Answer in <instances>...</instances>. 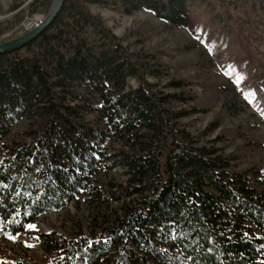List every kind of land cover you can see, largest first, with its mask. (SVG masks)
I'll use <instances>...</instances> for the list:
<instances>
[{
    "label": "trees",
    "instance_id": "16d2710c",
    "mask_svg": "<svg viewBox=\"0 0 264 264\" xmlns=\"http://www.w3.org/2000/svg\"><path fill=\"white\" fill-rule=\"evenodd\" d=\"M51 3L33 0L30 12L45 16ZM89 4L123 14L144 8L191 26L187 0H64L36 38L0 53V236L82 198L96 215L68 236L40 233L42 264H264V191L253 183L262 173L195 145L179 123L193 111L172 106L194 99L184 79L168 82L176 91H160L146 78L160 70L129 51ZM22 20L18 12L0 22V35ZM21 121L22 135L4 140ZM115 166L128 175L126 194L137 197L105 218L97 175Z\"/></svg>",
    "mask_w": 264,
    "mask_h": 264
},
{
    "label": "rangeland",
    "instance_id": "374dc122",
    "mask_svg": "<svg viewBox=\"0 0 264 264\" xmlns=\"http://www.w3.org/2000/svg\"><path fill=\"white\" fill-rule=\"evenodd\" d=\"M32 1L26 0L10 12L14 0H0L1 23L23 13V20L0 35V41L24 33L44 17L41 12H30ZM187 2L189 28L171 25L144 8L132 14L97 4L88 8L101 16L129 51L140 52L147 63L160 70L158 77L146 74L160 91H176L168 82L184 79L183 89L194 99L172 103L174 109L193 111L179 119L181 127L190 133L195 145L215 147L228 156L234 169L256 168L262 175L254 176L253 183L264 191V0ZM130 83L136 84L134 79ZM231 103L237 105L236 113L222 116L223 107ZM85 117L90 123L96 120L92 113ZM25 127L24 121L14 125L4 140L19 138ZM97 177L107 198L102 208L105 218L137 197L126 194L128 175L122 166ZM96 210L78 198L61 210L38 216L22 233L0 236V262L24 259L42 264L47 253L40 233L55 229L68 236L75 228L88 225Z\"/></svg>",
    "mask_w": 264,
    "mask_h": 264
},
{
    "label": "water",
    "instance_id": "95a60500",
    "mask_svg": "<svg viewBox=\"0 0 264 264\" xmlns=\"http://www.w3.org/2000/svg\"><path fill=\"white\" fill-rule=\"evenodd\" d=\"M63 1L64 0H52L51 6L47 14L33 27H31L30 29L26 30L24 33L14 38L1 40L0 53H6L17 50L23 47L24 45H26L34 38H36L39 35V33L52 22V20L58 13Z\"/></svg>",
    "mask_w": 264,
    "mask_h": 264
},
{
    "label": "snow or ice",
    "instance_id": "6c2138e0",
    "mask_svg": "<svg viewBox=\"0 0 264 264\" xmlns=\"http://www.w3.org/2000/svg\"><path fill=\"white\" fill-rule=\"evenodd\" d=\"M30 228H34L35 226L34 225H29Z\"/></svg>",
    "mask_w": 264,
    "mask_h": 264
}]
</instances>
